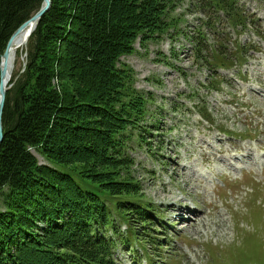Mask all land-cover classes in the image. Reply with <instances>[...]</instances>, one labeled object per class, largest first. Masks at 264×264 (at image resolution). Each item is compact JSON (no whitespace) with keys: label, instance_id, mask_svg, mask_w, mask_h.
<instances>
[{"label":"trees","instance_id":"16d2710c","mask_svg":"<svg viewBox=\"0 0 264 264\" xmlns=\"http://www.w3.org/2000/svg\"><path fill=\"white\" fill-rule=\"evenodd\" d=\"M194 2L202 16L197 38H190L197 63L214 72V62L231 69L236 57L222 36L227 28L255 30L257 20L238 0ZM42 5L0 0V66L13 34ZM177 6L178 0H52L24 50V70L12 76L3 110L0 264H117L118 248L129 246L122 235L110 236L119 234L117 215L137 240L135 221L156 227L154 210L140 203L128 144L148 98L136 90L134 72L119 63L139 40L173 30ZM236 50L245 59L255 48Z\"/></svg>","mask_w":264,"mask_h":264},{"label":"rangeland","instance_id":"374dc122","mask_svg":"<svg viewBox=\"0 0 264 264\" xmlns=\"http://www.w3.org/2000/svg\"><path fill=\"white\" fill-rule=\"evenodd\" d=\"M238 2L257 20L256 29L227 28L225 50L236 57L228 71L214 62V72L195 59L190 38H197L202 16L194 0H178L171 17L176 27L168 34L139 40L134 54L120 59L148 98L128 144L135 160L131 175L142 187L139 202L154 210L156 227L135 221L137 240L117 215L119 234L110 236L129 243L118 248L117 264H264V40L257 35H264V2ZM208 39L213 44L212 34ZM239 43L259 52L241 58ZM26 46L16 54L13 74L25 68ZM189 167L196 175H187ZM197 210L204 216L196 219Z\"/></svg>","mask_w":264,"mask_h":264},{"label":"water","instance_id":"95a60500","mask_svg":"<svg viewBox=\"0 0 264 264\" xmlns=\"http://www.w3.org/2000/svg\"><path fill=\"white\" fill-rule=\"evenodd\" d=\"M43 5L40 8V10L32 16L26 23H24L12 36L10 39L6 51L1 59V83H0V147L3 144L4 141V123H3V110L6 102V96L7 92L9 90V83L7 84L5 82V75L7 73V68H8V60H9V55L12 51L13 48V42L16 36L26 30H29L28 28L31 26L33 29L30 37L32 34L35 32L38 24L42 20V18L49 12L52 6V0H42Z\"/></svg>","mask_w":264,"mask_h":264},{"label":"bare ground","instance_id":"6f19581e","mask_svg":"<svg viewBox=\"0 0 264 264\" xmlns=\"http://www.w3.org/2000/svg\"><path fill=\"white\" fill-rule=\"evenodd\" d=\"M32 18V17H31ZM26 23V22H25ZM29 30H26V31H23L21 33H19L16 38L14 39V42H13V48H12V51L9 55V60H8V68H7V73L5 75V82L8 84L11 82V79H12V76H13V73H14V65H15V61H16V54H17V51L21 50L22 48H24L26 45H27V42L30 38V35L33 31L34 28H32L31 26L28 28ZM12 38V37H11ZM8 45V44H7ZM6 51V50H5ZM5 53V52H4ZM4 55V54H3ZM2 55V57H3ZM1 57V59H2ZM0 70H1V66H0ZM1 83V81H0ZM202 147H203V150H204V143L200 144ZM1 148V147H0ZM260 148L262 149L263 146L260 145ZM216 149L215 147H212L211 150H214ZM202 151V150H201ZM222 150H220L221 152ZM204 153H207L206 156H209L207 150H204V152L202 153V156H203V159L205 161H209L210 159L206 156H204ZM247 153H248V159L251 160L252 159V155L249 153V149H247ZM210 157V156H209ZM181 167V166H180ZM181 168H184V167H181ZM187 171V169H184L183 172L185 173ZM189 171H191L192 174L196 175L195 171L191 170V168L189 167L188 169V172H187V175H189ZM183 174V173H182ZM197 178H200V177H197ZM194 204V203H193ZM196 205H194L193 208L196 209L195 207ZM188 209V208H187ZM184 210V209H183ZM192 210L191 208H189V211ZM188 211V210H187ZM185 211V212H187ZM193 212V211H192ZM197 213H195V215H201L203 214L204 216V213L202 210H200V212L197 210L196 211ZM186 219V218H185ZM197 219V217H196ZM195 219V221H196ZM194 221V222H195ZM191 224V223H189Z\"/></svg>","mask_w":264,"mask_h":264}]
</instances>
